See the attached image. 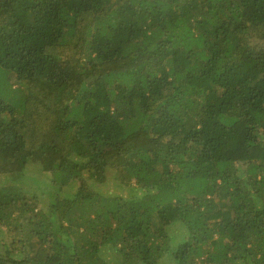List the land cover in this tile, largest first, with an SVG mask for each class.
<instances>
[{"label": "trees", "instance_id": "16d2710c", "mask_svg": "<svg viewBox=\"0 0 264 264\" xmlns=\"http://www.w3.org/2000/svg\"><path fill=\"white\" fill-rule=\"evenodd\" d=\"M161 261L264 264V0H0V264Z\"/></svg>", "mask_w": 264, "mask_h": 264}, {"label": "rangeland", "instance_id": "374dc122", "mask_svg": "<svg viewBox=\"0 0 264 264\" xmlns=\"http://www.w3.org/2000/svg\"><path fill=\"white\" fill-rule=\"evenodd\" d=\"M28 175L30 176L27 178L24 184L23 190L25 193L29 194L31 197H46L47 200L51 201L53 200L54 196H63L64 192L66 190L70 192H74L75 188L71 187L69 185H62L57 184L54 185V183L50 182V177L42 170H40L38 167H31L28 168L27 171ZM99 189L105 188L102 190L109 189L108 186L105 187H98ZM100 192H103L100 190ZM175 243H177V240H174ZM173 243V242H172ZM160 264H167L165 261H161Z\"/></svg>", "mask_w": 264, "mask_h": 264}]
</instances>
